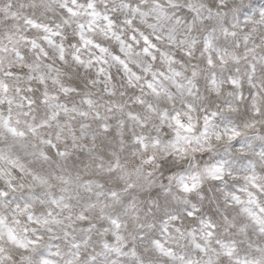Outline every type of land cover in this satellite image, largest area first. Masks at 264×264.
<instances>
[{
	"label": "clouds",
	"instance_id": "1",
	"mask_svg": "<svg viewBox=\"0 0 264 264\" xmlns=\"http://www.w3.org/2000/svg\"><path fill=\"white\" fill-rule=\"evenodd\" d=\"M42 259L264 264V0H0V264Z\"/></svg>",
	"mask_w": 264,
	"mask_h": 264
},
{
	"label": "snow or ice",
	"instance_id": "2",
	"mask_svg": "<svg viewBox=\"0 0 264 264\" xmlns=\"http://www.w3.org/2000/svg\"><path fill=\"white\" fill-rule=\"evenodd\" d=\"M147 39V38H146ZM42 264H51L50 261H48L47 259H42Z\"/></svg>",
	"mask_w": 264,
	"mask_h": 264
}]
</instances>
